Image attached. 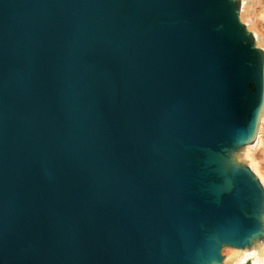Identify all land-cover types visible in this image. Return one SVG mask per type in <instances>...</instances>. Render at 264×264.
Wrapping results in <instances>:
<instances>
[{
  "label": "water",
  "instance_id": "obj_1",
  "mask_svg": "<svg viewBox=\"0 0 264 264\" xmlns=\"http://www.w3.org/2000/svg\"><path fill=\"white\" fill-rule=\"evenodd\" d=\"M238 0H0V264H223L264 233L235 162L264 112Z\"/></svg>",
  "mask_w": 264,
  "mask_h": 264
},
{
  "label": "bare ground",
  "instance_id": "obj_2",
  "mask_svg": "<svg viewBox=\"0 0 264 264\" xmlns=\"http://www.w3.org/2000/svg\"><path fill=\"white\" fill-rule=\"evenodd\" d=\"M238 1L240 3L239 18L241 23L246 28L247 32L254 38L256 45L261 46L260 41L264 38V25L262 24L264 20L261 22L258 21L257 18L255 21L252 20L251 24L246 22L245 20H247L248 12L247 2L246 0ZM263 5L264 4H262V6ZM252 7H254V5ZM262 9L264 13V8ZM262 48L264 51V47ZM233 159L240 166L247 167L264 189V113L261 117L253 145L241 147L238 151V155L233 156ZM222 256L223 264H264V233L262 236L253 239L252 243L246 248L224 246L222 249Z\"/></svg>",
  "mask_w": 264,
  "mask_h": 264
},
{
  "label": "rangeland",
  "instance_id": "obj_3",
  "mask_svg": "<svg viewBox=\"0 0 264 264\" xmlns=\"http://www.w3.org/2000/svg\"><path fill=\"white\" fill-rule=\"evenodd\" d=\"M252 1V2H251ZM246 4H247V20H245L246 22H248V23H250L251 24V22H252V20H257V18H258V21H263L264 19V13L262 12V8H264V5L262 6V4H264V0H246ZM255 3V4H254ZM254 5V7H252ZM255 9V10H254ZM258 9V10H257ZM253 11V12H252ZM258 11V12H257ZM260 12V13H259ZM262 12V13H261ZM252 14V15H251ZM258 14H260V15H257ZM249 16V17H248ZM252 17V18H251ZM260 17V18H259ZM263 17V18H262ZM260 19H262V20H260ZM264 22V21H263ZM263 25H264V23H262ZM264 38L260 41V45L261 46H258V45H256V42H255V40H254V43H255V47L258 49V50H260V51H262L263 53H264V51H263V48L262 47H264ZM264 113V112H263ZM253 145V144H252ZM235 155H238V152H236L235 153ZM237 159V158H236Z\"/></svg>",
  "mask_w": 264,
  "mask_h": 264
}]
</instances>
